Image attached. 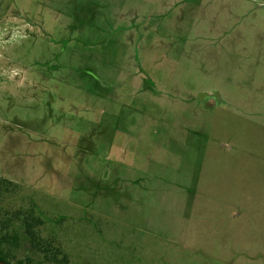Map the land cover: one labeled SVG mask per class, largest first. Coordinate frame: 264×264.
Listing matches in <instances>:
<instances>
[{"label":"rangeland","instance_id":"1","mask_svg":"<svg viewBox=\"0 0 264 264\" xmlns=\"http://www.w3.org/2000/svg\"><path fill=\"white\" fill-rule=\"evenodd\" d=\"M0 19V233L33 210L68 264H264V0Z\"/></svg>","mask_w":264,"mask_h":264},{"label":"trees","instance_id":"2","mask_svg":"<svg viewBox=\"0 0 264 264\" xmlns=\"http://www.w3.org/2000/svg\"><path fill=\"white\" fill-rule=\"evenodd\" d=\"M10 221V225H2L5 231L0 233V261L6 264H68L62 248L56 247L53 240H42L39 229L45 221L33 210L16 211ZM8 226L13 228L12 232L6 231ZM20 233L32 249L30 255L21 258L14 252L21 245Z\"/></svg>","mask_w":264,"mask_h":264},{"label":"water","instance_id":"3","mask_svg":"<svg viewBox=\"0 0 264 264\" xmlns=\"http://www.w3.org/2000/svg\"><path fill=\"white\" fill-rule=\"evenodd\" d=\"M0 264H6V263H3L2 261H0Z\"/></svg>","mask_w":264,"mask_h":264},{"label":"flooded vegetation","instance_id":"4","mask_svg":"<svg viewBox=\"0 0 264 264\" xmlns=\"http://www.w3.org/2000/svg\"><path fill=\"white\" fill-rule=\"evenodd\" d=\"M0 21H1V19H0Z\"/></svg>","mask_w":264,"mask_h":264}]
</instances>
